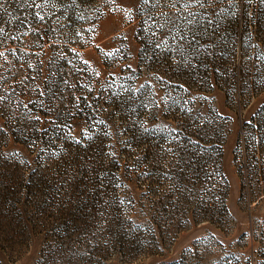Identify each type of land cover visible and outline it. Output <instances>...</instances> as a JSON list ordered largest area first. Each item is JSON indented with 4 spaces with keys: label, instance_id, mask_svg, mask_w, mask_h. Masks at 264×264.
<instances>
[{
    "label": "rangeland",
    "instance_id": "374dc122",
    "mask_svg": "<svg viewBox=\"0 0 264 264\" xmlns=\"http://www.w3.org/2000/svg\"><path fill=\"white\" fill-rule=\"evenodd\" d=\"M151 1L155 9L140 19V9ZM179 1L185 3L182 8L177 7ZM198 1L95 0L92 5L75 4L76 28L71 32L65 14L70 12L68 7L74 4L73 0L64 3L57 0H0V29L19 22L28 29L59 30L61 34L56 35H63L61 37L72 33L73 41L66 47L78 55L69 60L76 73H69L64 78L63 90L59 93L62 103L73 87L81 88L72 100L67 97L68 101L63 102L66 108L72 109L80 94L86 96L90 92L96 97L108 77L124 75L128 68L138 71L140 46L134 39V32L142 22L150 39L155 41V48L172 40L171 35L182 34L189 38L185 30L187 22L202 21L214 14L221 17L223 24L218 27V32L224 39L217 42L231 40L233 30L227 27L233 13L220 9L219 4L212 5L214 10L210 12L205 5H197ZM214 2L217 0L205 3ZM235 3L240 10L243 1ZM28 7H32L38 17L37 24L28 23L25 16ZM211 41L202 45L207 46ZM60 42L55 43L57 45L47 43L42 50L28 55L27 60L44 61L49 54L54 57L52 53L64 47ZM253 43L259 48L261 63L244 65L247 77L258 76L254 83L247 85V92L242 86L241 90L230 93L229 78L221 77L220 82H213L211 87L201 88L198 92L194 90L191 95L195 105L188 108L198 112L209 127L217 125L222 133L221 152L215 151L204 166L206 176L216 181L213 187L227 186L226 212L224 216L215 217V221L199 220L187 213L196 204L194 196L188 197L187 205L181 204L174 194L176 189L187 190L192 186L197 177L191 169L197 162L195 154H187L182 175L188 184L183 183L177 188L173 178L176 171L170 169L176 163L173 151L176 146L173 144L178 141L173 137L177 123L172 117L161 119L159 127L153 122L146 125L150 130L157 128L158 132H163L159 143L162 156L148 155L139 168L132 166V160L143 154V148L130 149L132 154L123 156L121 152H113L112 137L108 136V149L103 159H114L117 167L107 177L111 179L110 183L100 172L87 173L86 179L78 180L82 184H75V180L82 177L76 173L78 159L75 155L61 156L62 148L46 151L43 143L27 134L14 137L10 131L16 127L20 126L25 133L44 131L53 124L38 110H31L37 104L42 106V98L36 97L37 86H22L21 69L11 67L15 47L0 48V264H264V177L254 176L248 183L249 191L253 187L258 193V202L245 201L241 197L242 164L238 148L241 124L249 122L264 103V33ZM23 50L29 52L28 48ZM237 61L238 57L232 55L224 66H235ZM30 63L26 62L27 65ZM159 76L153 70L143 71L137 87L151 86L150 97L158 104L157 110L162 115V106H169L178 89L170 88L172 94L168 95L156 83ZM240 91L243 100L238 105ZM87 98L91 103V97ZM19 114L25 115L24 122L16 119ZM69 125L66 128L68 141H81L87 132L85 125L75 118ZM116 132L113 137L121 136V132ZM150 135V144H153L155 135ZM124 139H120L123 144ZM83 166L90 167L87 162ZM158 175L161 178L156 181ZM89 189L91 192L102 190V197L100 195L97 200L81 196ZM78 203L89 206L88 214L77 213ZM115 217L121 221L120 230L117 225L110 226ZM183 218L188 220L183 221ZM193 252L199 254L200 261L189 259L188 255ZM184 258L189 260L182 261Z\"/></svg>",
    "mask_w": 264,
    "mask_h": 264
},
{
    "label": "trees",
    "instance_id": "16d2710c",
    "mask_svg": "<svg viewBox=\"0 0 264 264\" xmlns=\"http://www.w3.org/2000/svg\"><path fill=\"white\" fill-rule=\"evenodd\" d=\"M57 1L64 3L67 0ZM73 1L74 4L68 7L70 12L65 14L70 22L69 29L71 32L76 28L74 5H92L95 0ZM206 1L199 0L197 5H205V9L211 12L214 10L212 5L219 4L220 9H226L233 13V16L229 19V27H227L233 30L231 40L227 42L224 40L222 43L217 42L224 39L223 35L218 32V27L221 28L223 25L218 14L205 17L202 21L190 20L185 26L189 38H185L182 34L171 35L170 39L172 40H167L164 46L158 48H155V41L150 39L146 32L147 27L142 22L134 32V39L140 46L138 71L128 68V73L124 75L108 77L105 84L98 89L96 97L91 95L90 92H87L86 96L80 94L76 106L72 109L66 108L67 106L63 102L68 101V98L72 100L74 93L81 91V88L77 85L73 87L70 96H64L65 100L62 103L59 102V96L61 95L59 93L60 90H63L64 78L69 73H76L71 68L72 60L71 63L69 60L74 55H78L74 51H68L66 47L73 41L72 33H66V37L65 35L61 37L63 35H56L61 34L59 30H49L47 27L28 29L23 23L20 24L19 22H15L12 26L8 25L5 29H0L2 30L0 31V48H6L10 45L15 47L14 50L9 48L16 54L11 58L10 65L21 69L22 86L25 85L29 88L37 86L35 88L36 97L42 98V106L39 107L37 104V107L31 108V110H38L42 116L49 118V122L53 124L52 128H47L44 131L36 130L25 133H22L19 126L11 130L10 133L14 137L16 135L22 137L23 134L33 136L43 143V148L46 151L51 152L62 148L61 156L66 155L68 158L70 155H75L78 159L76 161L78 164L76 173L82 175L81 178L75 180V182L77 181L75 184H82L78 180L86 179L87 173L98 174L103 172L105 174L104 179H107L110 171L116 170L114 159H112L113 161L103 159L105 150L108 149L107 138L109 135L112 137L113 142L111 149L115 153L121 152L123 156H130L132 154L130 149L141 150L143 148L141 150L143 154L132 160L133 167H142L143 161L148 155L162 156L159 152V143L163 132H158L157 128L150 130L146 125L153 122L158 125L156 127H159L161 121L172 117L177 123V133H173V137L178 141L173 144L176 146V149H173L176 163L170 169L176 171L173 178L176 181L177 188L182 187L181 185L187 182V179H184L182 175V171L186 168L184 161L187 154L190 156L195 154L197 162L191 169L195 172L197 178H194L192 186L187 190H174V194L178 196L177 200L181 204L189 205L187 202L188 197L194 196L196 204L188 209L187 213H192L199 220L215 221V217L224 216L226 212L224 198L226 197L227 186L224 184L221 189L218 188L219 185L213 187L216 181L206 176L207 172L204 168L208 158L215 151L217 154L221 152L219 141L222 140V133L217 125L215 128L209 127L208 122L201 119L202 116L198 112L189 111L188 108L190 105H195L193 102L194 96L191 95L194 90L198 92L201 88L211 87L213 82H220L221 77L225 80L229 78L230 93L242 88L246 91L248 89L246 88L247 85L251 82L254 83L258 78L256 75L247 77L244 73V65L246 63L249 65L261 63L258 55L259 48L254 46L253 41L255 39L259 41L264 33V0H242L243 4L240 10H238L235 3L237 0H217L214 3H205ZM177 4V7L181 8L185 5L181 1ZM28 9L25 14L28 23L37 24L38 17L33 13V8L28 7ZM154 9L155 5L152 1L146 2L143 8L140 9L139 18L141 19L142 15L152 12ZM58 40H61L60 43L64 47L62 50H56L58 52H53L54 57L49 54L44 61L27 60L26 57L31 53L34 54V51L42 50L47 43L57 45L55 43H58ZM209 40L212 41L208 42L207 46L202 45ZM22 48H28L29 52H25ZM232 55L238 57V61L235 66L226 68L224 65ZM75 61L82 64L79 60ZM26 62L31 63L27 65ZM151 70L160 75L156 83L168 95L172 94L170 88L171 90L178 89L177 94L170 100L169 106L168 104L162 106V115L157 110L158 104L150 97L151 86H145L144 84L142 87H137V80L142 72ZM88 96L91 97V103L88 101ZM242 97L240 91L238 105L242 104ZM68 110H74V112ZM175 114L178 117L174 116ZM25 118L24 114H19L16 117L18 122H24ZM74 118L85 125L87 132L81 141L71 143L68 141L69 135H67L66 128H69L70 121ZM114 132H121V136L118 138L117 136L113 137ZM152 133L155 135V143L150 144V134ZM123 137H125L124 144L120 141ZM116 144H119L120 148H117ZM238 148L240 149L242 164L240 172L242 178L241 197H244L245 201L249 203L251 201L252 203L258 202V193L254 191L253 187V190L249 191L248 183L254 176H257L258 179L264 177V103L249 122L241 124ZM85 162L90 165L88 169L83 166ZM63 163L66 164L65 161ZM160 178L161 176L158 175L156 181ZM106 182L110 183L112 181L108 178ZM102 186L108 188L107 185L102 184ZM246 187L247 192H245ZM101 192L100 189L92 192L89 189V192H85L81 196L98 200L102 197ZM78 204L77 213L80 215L88 214L86 211L89 206ZM182 207L185 206L182 205ZM182 220L187 221L188 219L183 218ZM114 225H117L119 230L122 229L121 221L117 217L112 218L110 221V226L113 227ZM188 257L200 261L197 252L191 253ZM185 258L182 261L187 262L189 259L185 260Z\"/></svg>",
    "mask_w": 264,
    "mask_h": 264
},
{
    "label": "snow or ice",
    "instance_id": "6c2138e0",
    "mask_svg": "<svg viewBox=\"0 0 264 264\" xmlns=\"http://www.w3.org/2000/svg\"><path fill=\"white\" fill-rule=\"evenodd\" d=\"M0 31H2V30H0ZM0 55H2V53H0Z\"/></svg>",
    "mask_w": 264,
    "mask_h": 264
}]
</instances>
